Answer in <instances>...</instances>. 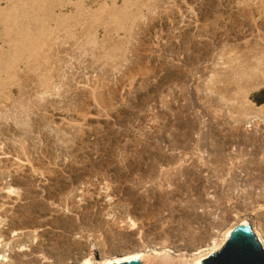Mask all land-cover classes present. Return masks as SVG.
<instances>
[{"label":"rangeland","instance_id":"rangeland-1","mask_svg":"<svg viewBox=\"0 0 264 264\" xmlns=\"http://www.w3.org/2000/svg\"><path fill=\"white\" fill-rule=\"evenodd\" d=\"M0 216L24 264L264 228V0H0Z\"/></svg>","mask_w":264,"mask_h":264},{"label":"bare ground","instance_id":"bare-ground-1","mask_svg":"<svg viewBox=\"0 0 264 264\" xmlns=\"http://www.w3.org/2000/svg\"><path fill=\"white\" fill-rule=\"evenodd\" d=\"M120 1V0H116ZM50 6V5H49ZM49 6H47L49 8ZM46 7V6H45ZM119 10V9H118ZM7 11V10H6ZM4 13V12H3ZM37 13V12H36ZM123 13V12H122ZM121 13V14H122ZM40 15V14H39ZM130 15V13H129ZM116 17V16H115ZM122 17V16H121ZM124 18V17H123ZM129 18V17H128ZM5 19V18H4ZM15 19V18H14ZM120 19V18H119ZM13 20V19H12ZM26 20V19H25ZM128 20V19H127ZM123 21V20H122ZM126 21V20H125ZM129 21V20H128ZM124 22V21H123ZM4 24V23H3ZM116 24V23H115ZM120 24V23H119ZM12 25V24H11ZM130 25V24H129ZM120 26V25H119ZM127 26V25H126ZM25 28V27H24ZM129 29V28H128ZM27 30V29H26ZM30 32V31H28ZM127 32V31H126ZM125 32V33H126ZM118 34V33H117ZM17 40V39H16ZM24 45V44H23ZM117 45V44H116ZM29 46V45H28ZM17 49V48H16ZM32 49V48H31ZM33 51V50H31ZM15 52V51H14ZM22 52V51H21ZM115 52V51H114ZM18 53V52H17ZM25 53V52H24ZM32 53V52H31ZM35 53V52H34ZM119 53V52H118ZM20 54V53H19ZM113 55V54H112ZM20 56V55H19ZM31 56V55H30ZM114 58V57H113ZM111 60V59H110ZM114 62V61H113ZM13 63V62H12ZM251 79V78H249ZM251 82V81H250ZM258 88V87H257ZM245 93V92H244ZM237 94V93H236ZM235 99V98H234ZM246 99L244 100V102ZM247 108V107H246ZM256 115V114H255ZM235 130V129H234ZM236 131V130H235ZM250 134V133H249ZM253 136V135H252ZM247 138V137H246ZM224 139V138H223ZM238 139V138H237ZM256 139V138H255ZM242 141V140H241ZM202 154V153H201ZM224 162V160H223ZM228 168V167H227ZM231 169V168H230ZM229 174V173H227ZM225 178V177H222ZM231 183V182H230ZM229 183V184H230ZM231 185V184H230ZM229 187V186H228ZM227 187V188H228ZM244 190V189H243ZM248 190V189H247ZM246 190V192H247ZM252 191V189H251ZM17 192L15 189H9V194H15ZM260 193V192H258ZM257 193V194H258ZM260 195V194H259ZM231 196V195H230ZM253 197V196H252ZM245 199V198H244ZM250 199V198H249ZM82 200V199H80ZM110 201V200H109ZM262 204V203H261ZM260 206V205H259ZM220 207V206H219ZM262 207V206H261ZM218 209V208H217ZM221 209V208H220ZM219 209V210H220ZM254 210V209H253ZM199 212H203L204 210L198 208ZM221 211V210H220ZM222 212V211H221ZM213 216V215H212ZM215 218H218L216 215ZM222 218V217H221ZM252 217H238V221L234 222L232 225L229 224L223 232L217 230V232L221 233L222 238H214L213 240L209 241L207 244H202L195 248L194 250L186 249L179 251L171 244V240L169 241L170 237L167 240L163 241V244H159V246H145L144 248H140L138 250L119 253L117 255H105L102 258L96 260V256L94 251H91L86 256L82 257V259L78 262H69V264H111V263H122L127 261H132L134 259H139L143 264H204L206 258L219 252L223 246L225 245L226 241L229 239L232 231L239 226H251V230L253 233L256 234L258 240L260 241L261 245L264 248V228H260L258 224H256L252 219ZM69 219V218H68ZM27 220V219H26ZM224 220V219H223ZM6 219H3L0 216V224L4 223ZM121 221V220H120ZM119 222V221H118ZM61 223V222H60ZM224 223V222H223ZM117 224V223H116ZM119 227L126 229L129 231H135V229H139V224L133 219L128 218L126 222L121 221L120 224H117ZM118 227V228H119ZM142 231V230H141ZM215 231V230H214ZM214 232V233H217ZM20 233L17 231H13L11 235V240H6L5 237L0 235V264H24V263H16L11 258V252L16 251L17 253H25L24 255L27 256L26 253H29L32 250L31 244L39 243V233L38 231H33V238L31 243L27 242L24 244H19L15 247L14 242L17 241L19 238ZM142 234V233H141ZM167 236V235H166ZM219 236V237H221ZM168 237V236H167ZM81 238V236H78ZM20 239V238H19ZM143 239V236H142ZM166 239V238H165ZM146 244V243H145ZM190 244V243H189ZM148 245V244H147ZM4 250H1V249ZM188 248V247H187ZM184 249V248H183ZM113 254V253H112ZM62 258V257H61ZM98 258V257H97ZM40 261L42 264H48L52 262V259L48 258L41 254ZM63 261V260H62ZM61 263V262H60ZM63 263V262H62Z\"/></svg>","mask_w":264,"mask_h":264},{"label":"water","instance_id":"water-1","mask_svg":"<svg viewBox=\"0 0 264 264\" xmlns=\"http://www.w3.org/2000/svg\"><path fill=\"white\" fill-rule=\"evenodd\" d=\"M250 227H236L223 248L206 258L204 264H264V248ZM111 264L142 263L139 259H134Z\"/></svg>","mask_w":264,"mask_h":264}]
</instances>
